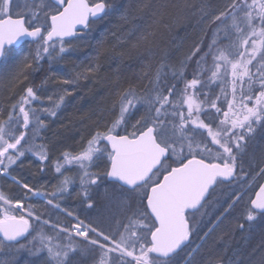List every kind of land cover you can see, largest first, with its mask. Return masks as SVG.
<instances>
[{
  "label": "trees",
  "instance_id": "obj_1",
  "mask_svg": "<svg viewBox=\"0 0 264 264\" xmlns=\"http://www.w3.org/2000/svg\"><path fill=\"white\" fill-rule=\"evenodd\" d=\"M99 1L106 5L105 14L99 20L90 21L86 29L77 33L74 38L49 45L44 44L42 40L36 43L26 42L12 49L13 60L18 58L21 62L20 67L18 64L14 66L16 68L12 70L8 80L2 81L0 77V138L2 133L18 135L28 120L31 126L24 128L25 135L22 139L24 143L17 150L24 154V158L17 166V174L6 171L5 168L9 165H0V219L5 216H21L11 208L13 202H20L24 209H27L25 194L8 183L5 180L6 175L8 177L10 175L18 183L32 190L35 193L33 197L40 196L47 203L50 202L51 210L53 204L63 209L73 205L77 211L80 208L84 209L87 201L82 198L85 192L80 190L79 194L73 187L67 186L60 188V196L56 197L54 193L58 178L63 181L65 179H62V176L67 177L71 173L64 162L67 154L84 148L86 141L93 135L134 137L140 133L144 129L140 126L136 134L132 135H129L127 129L135 117L140 115L136 110V98H131L136 92L155 90L158 99L154 102L148 117L153 123L158 122L157 120L161 122L163 118H167L166 121L169 123L170 113L163 108L161 116H158L155 107L160 105L159 99L165 98L167 101L169 97L174 98L176 93L185 87L182 80L195 78L193 75L187 77L191 68L200 72L204 70L196 77L199 82H190L194 85L193 91H197L201 85L209 84L214 77L216 79L219 76V79H222L227 75L221 93L220 81L211 89H201L199 92V99L208 105L207 111L198 117L200 130L201 125L205 130L216 129L218 122H223L222 120L227 118L230 124L237 125L235 127L238 131L224 149L227 154L235 157L232 163H228L224 158L212 159L211 152L210 156L204 157L199 151H194L196 155H190L185 159L198 158L208 163L229 164L236 168L237 179L242 169L245 170L246 177L251 179L256 170L253 164L244 165L245 158L247 156L250 158L251 154L253 163L254 159L264 156V62L250 64V67L244 63L239 66L240 63L236 59L239 54H236L234 59L236 69L231 74L224 75V72H218L219 69H214L213 66L216 56L222 54L224 50L228 34L239 31L237 29L240 25L237 20L242 15L249 22H253L254 26H259L263 33L264 49V0H259L252 8L244 7L243 0ZM89 2L94 3L93 0ZM241 8L243 12L239 16L237 12ZM39 22L47 26L45 18ZM212 39H215L214 45L210 46ZM53 45H60L63 49L58 62L53 54L48 53V49ZM205 46L210 47L211 66L207 60H205L207 64L202 62L199 65L198 62L201 61L194 63L198 54L206 52L203 49ZM10 63L7 68H10ZM206 69L208 70L205 72ZM70 72L86 78L72 85L73 89L75 85V90L72 94H65V99L60 105H50L42 116L38 107L35 108L34 115L31 111V115H28L29 112L26 110L25 120L20 118L19 121H13L16 122L15 125L9 121L10 118L20 117L17 106L19 101L28 102L30 97L28 92L25 93L27 89L48 87L55 79L57 82H54V85L59 84L60 77ZM123 100L124 104H127L126 102L130 104L128 113L119 122V127L109 130L108 120L114 113L113 108L116 109ZM181 110L187 117L189 109ZM259 117L261 120L258 122L256 118ZM171 123L173 124L172 121ZM149 124L154 125L151 122ZM200 130H192L193 135L199 136V141L204 143L205 149L210 150L208 143L212 139L203 137L199 133L202 132ZM99 147L109 158L110 152L103 140L100 141ZM211 148L210 151L214 153L215 148L212 146ZM58 149L60 151L56 154ZM14 156H17L16 153ZM94 160L95 168L94 165L91 166V173L99 170L98 186L110 185L119 190L118 193L123 194L127 200L122 216L121 233L129 232L132 237L129 238L130 241L142 244L144 250L139 252L138 245L135 244V248H132L126 243L99 249L94 244L99 243L98 235L89 236L94 243L79 241L58 229L51 231L49 227L34 225L29 243L35 246L30 249L28 245H22L23 242L16 245L6 244L4 247L10 258L15 252L20 253L15 256L17 258L26 255L35 259L44 255L50 264H56L55 258H58L54 257V252L62 250L65 252V257H60L62 264L69 261H75L73 264H264V215L255 214L249 207L250 200L246 201L244 197L236 201L226 212L229 207L227 205L232 204L237 193L231 191L235 188L231 181L230 183L218 181L202 207L196 213L186 215L190 227V243L176 255L161 259L148 251L149 236L155 225L144 206L148 190L157 182L158 175H153L143 186L128 191L108 181L107 160L100 157ZM261 180L251 189L252 195ZM12 188L18 189L19 192L15 196H6L5 192L10 194ZM220 189L225 192L219 193ZM226 192L232 195L223 202L227 205L219 207L207 223L199 222L194 227L191 218L200 214L212 196ZM102 193L100 189L98 195ZM99 198L91 195L90 202L96 205ZM41 205L43 214L46 215L47 204ZM225 212L226 215L212 228L218 217ZM250 218L257 221L251 222ZM42 220L54 223L49 216ZM137 221L146 224L144 230L138 228V231ZM140 235L144 236V239L140 238Z\"/></svg>",
  "mask_w": 264,
  "mask_h": 264
},
{
  "label": "rangeland",
  "instance_id": "obj_2",
  "mask_svg": "<svg viewBox=\"0 0 264 264\" xmlns=\"http://www.w3.org/2000/svg\"><path fill=\"white\" fill-rule=\"evenodd\" d=\"M94 3L98 2V0H93ZM101 2V1H99ZM259 2V0H243V6H247L252 8L254 5H256ZM237 9V8H236ZM54 11L53 5L50 3L49 0H35L32 3H29L27 0H0V19L4 18L5 16H23L27 15L31 18V21H41L45 16L51 14ZM243 8L238 10L237 14L240 16L242 15ZM230 20V19H228ZM30 22V20H29ZM237 22L239 23V30L238 32H231V34H228L229 36L226 37L227 41L224 45V50L222 54L220 53L218 56H216V61H213L214 69H219L218 72L226 74H231L235 68L234 66V59L237 55L238 63H240L239 66L243 65V63L248 67H250V64H258L264 62V49H263V33L258 28L259 26H254L252 23L249 22L248 19L244 18V15L238 18ZM37 25L36 23H31L30 26ZM229 26V25H227ZM226 27L224 26V29ZM214 40L212 39L210 46L214 45ZM218 44V43H216ZM262 45V46H261ZM204 51L205 53L198 54V57L194 59V63L200 65V63L207 64L205 60L208 61L209 66L212 64V57L210 55V47L205 46ZM202 49V50H203ZM63 49L60 45H53L48 49V53L53 54L54 58L58 62L60 58V54L62 53ZM12 52V53H11ZM13 51L10 50L8 53L6 52L4 56V60L0 65V77L2 81H5L6 79L10 77V73L13 69H15L17 64L18 67H20L19 59L13 60ZM184 59V58H183ZM204 61H203V60ZM52 59H50L51 62ZM185 60V59H184ZM183 60H181L182 62ZM187 61V60H186ZM11 62V63H10ZM10 63V68L8 67V64ZM185 63V62H182ZM64 64V63H63ZM186 65V64H185ZM202 65V64H201ZM13 67V68H12ZM208 69L205 70V72ZM201 72L191 68L188 71V76L193 75L195 78H188V80H182V85L184 83L183 88H181L174 98L171 99L169 97L166 101L165 98L159 99L158 102L160 103L159 106L156 108V114L159 116L163 108L170 113L171 121L168 123L166 120L167 118H163V121H159L154 123L150 120V117H148L149 111H151L152 106L154 105V102L158 99V94L155 90H150L149 92L144 90L143 92L134 93L132 97L136 98L137 104H136V110L140 114L139 116L135 117L134 121L130 123L128 126L129 135L136 134L138 126L141 128H148L153 127L156 130V135L158 138V141L166 146L170 151V167L175 166L176 164L184 162L188 156L190 155H196L197 153H194L199 151L201 155L210 156L212 159H220L224 158L228 163H232L235 160V157L227 154L225 152V146L228 144V142H231L235 138V133H237L238 129H236V124H230V121L226 118V120H222L223 122H218V127L216 129L211 130H205L204 127L201 125V130L198 126H200V123H198V117L201 113L206 112L208 109V105L203 103L201 99H199V92L202 89H211L215 84H217V81L219 82V93H221L224 90V85L227 80V75L219 79V76L215 79L212 78V80L209 82V84L201 85L196 90L193 91L191 87L188 86V84L192 81H198L196 79L197 75H201ZM185 72V71H184ZM3 73V74H2ZM2 74V75H1ZM71 76V78H69ZM86 76H78L73 75L72 72L69 74H66L63 77H60L59 84L56 83L54 85V82H57V79L50 83V85L47 87L42 88H31L27 89L25 91L29 93V99L27 101H19L17 106V113H20V117L16 118H10L9 121L13 123V125L16 124V122L13 121H19L20 118L22 120H25V116L27 115L26 110L29 112L28 115H34L35 108L38 107L41 110L40 116L43 115V113H46L47 108L50 107V105H60L64 99L65 94H72L73 90H75V83H78L82 81ZM74 85V89L72 85ZM227 85V84H226ZM151 86V84H150ZM153 89V88H152ZM182 97V98H181ZM190 98H192L190 100ZM126 100V99H125ZM123 100L118 107L114 110L113 115L108 120L109 121V130L112 128L119 127V122L123 120L124 116L128 113L129 110V103L124 104ZM191 101V102H190ZM181 108H188L189 111H187L188 116L186 117L185 112L181 110ZM204 109V110H203ZM135 110V111H136ZM31 111V114H30ZM166 114V113H165ZM45 116V115H44ZM43 116V117H44ZM161 116V115H160ZM34 117V116H33ZM55 119V118H54ZM259 122L261 118H256ZM34 122V119H32ZM113 122V124H112ZM149 122H151L154 125H150ZM256 123V121L254 120ZM107 125V122H106ZM31 126V122L28 120L26 122V126L22 127V132H20L18 135L10 136L8 133H2V137L0 138V165L6 166V171H13L14 173L17 172V166L19 162L24 158L23 152H19L18 156H14L15 151H11L10 149L7 150V142L10 143V147L14 146L16 143L18 144V150L22 146L23 138L25 135V127L29 128ZM220 126V127H219ZM237 126V125H236ZM24 129V130H23ZM200 130L202 132H199L203 137L207 136L209 139H212L209 141L208 146L210 145V150H212L211 146L214 149V153L207 148L205 149L204 143L202 141H199V136H194L192 130ZM107 135V134H106ZM105 135V136H106ZM105 136H91L89 137V140L86 141L85 147L80 148L77 152L67 154V158L65 162V165L68 166L69 170H71V173L65 177L62 176V179H65L63 181L59 180L57 181L58 188H64V187H73L77 192L80 190L78 187L83 186L86 187L85 195H83L82 200H86L87 208L85 209V214L88 217V222L80 221L77 218V209L76 207L69 206L67 209H69L71 212L69 213L68 210L63 211L59 210L57 212L58 206L53 204L52 210L50 208V202L47 203L45 199H41L40 196L33 197L35 194L32 190H30L28 187H26L23 184L18 183L13 177L9 175V177L6 175L5 180H7L8 183L13 184V186H16L18 189L22 191V194L24 195V199L26 200V205L28 211H31V213L39 212L40 214H43L42 210V204H47V210L48 216L54 217L55 220H66V219H72L73 220V226H70L69 232H71L72 237L79 241H89L93 242V240L90 239L89 235H98L99 237V243H97L99 249H107L109 245H118V244H124L130 245L132 248H135V242H131L130 239H132L131 235H129V232H123L121 233V225L123 222V213L124 209H126V202L127 200L123 196V194L118 193L119 190L113 188L112 186L108 185L99 187V178H98V172L99 170H96L94 173H91V166L95 164V158L100 157L102 159L107 160L109 163V159L105 154L101 152V149L99 147V143L101 140L104 139ZM26 137V136H25ZM216 138V140H215ZM213 143H210L214 141ZM202 143V144H201ZM59 150V149H58ZM211 152V153H210ZM257 153V152H256ZM39 155V153H38ZM36 156V154H35ZM252 155L250 154V158L248 156L245 158L244 165H254L255 174L251 177V179H248L244 173V171H240L238 179L232 183V186L234 190H231L233 192H237L236 195H234L232 204L227 205L226 203H223L228 196L230 195L229 192H226V194H215L211 197V199L207 202V205L204 207L203 210L200 211V214L196 217L194 216L191 218L193 221L194 227L197 226L199 222L207 223L212 217L213 214L217 212L219 207H222L223 205L229 206L226 212L229 210V208L236 203L241 197H244L247 200H250L252 197V191L251 189L255 186V184L261 180V178L264 176V156L260 158H256L258 161L256 162V159L253 160L252 163ZM226 163V162H225ZM251 165V166H253ZM170 167L164 168V172L169 170ZM95 168V165H94ZM5 171V172H6ZM7 173V172H6ZM17 174V173H16ZM86 178V180H84ZM234 184V185H233ZM12 186V187H13ZM92 186V188H91ZM18 189L12 188V192L10 194L6 191V196L11 197L15 196V194L18 191ZM101 189L102 194L98 195L99 190ZM103 189V191H102ZM118 193V195H117ZM222 193V192H221ZM91 195L100 197L97 201L96 205H93L92 202L89 201V198H91ZM32 200V201H31ZM63 203V202H62ZM7 205H10L7 203ZM221 205V206H220ZM22 204L20 202H13L11 203V208L22 214L24 212V209L22 208ZM21 210V211H20ZM51 211V213L49 212ZM24 214V213H23ZM9 217V216H5ZM3 217L2 219H4ZM141 217V216H140ZM0 219V220H2ZM33 221L35 224H38L39 226H46L52 229L51 231L55 230V225L49 221H43L38 218L37 215L33 214ZM190 219V218H189ZM251 222L257 221L256 219H251ZM40 221V222H38ZM54 221V220H52ZM139 222L137 226L138 228H144L146 227V224L143 221H137ZM136 222V223H137ZM57 223V222H56ZM86 223V224H85ZM57 226V225H56ZM61 226V225H60ZM73 228H75L73 230ZM139 231V229H138ZM143 233V232H142ZM151 234V233H150ZM150 237V236H149ZM130 238V239H129ZM140 238L144 239V236L140 235ZM142 242H144L141 239ZM139 241V243H141ZM96 244V243H94ZM138 245L137 250L139 252H142L143 246L142 244H136ZM134 246V247H133ZM97 247V246H96ZM150 249V247H149ZM148 249V251H149ZM133 250V249H132ZM15 251H17L15 249ZM62 250L58 253L54 252L56 264H62V259L60 257H65ZM20 255L19 252H15L13 257L10 258V255H7V252L5 250V247L3 246V243L0 241V264H50L44 255H40L36 257L35 259H22L20 261L19 257L15 256ZM53 254H51L52 257ZM91 259V258H90ZM89 259V260H90ZM92 260V259H91ZM75 263L72 261H69L67 264H73ZM66 264V263H64Z\"/></svg>",
  "mask_w": 264,
  "mask_h": 264
},
{
  "label": "water",
  "instance_id": "obj_3",
  "mask_svg": "<svg viewBox=\"0 0 264 264\" xmlns=\"http://www.w3.org/2000/svg\"><path fill=\"white\" fill-rule=\"evenodd\" d=\"M51 2L59 12L49 18V31L44 36L47 44L74 38L90 21L99 20L106 12L103 2L91 5L87 0ZM42 33L41 28L28 29L24 17L0 19V64L7 50L26 42L35 43ZM188 86L192 87V83ZM103 143L112 154L107 171L109 182L129 191L145 184L168 157L167 150L157 143L153 128L133 138L106 135ZM233 176L234 170L226 165L210 164L196 158L188 159L166 173L148 190L144 201L146 212L155 224L149 237V253L168 259L186 247L190 234L185 215L201 207L217 179L229 181ZM249 207L257 214H264V179ZM28 229L25 219L4 218L0 220V240L18 243L27 236Z\"/></svg>",
  "mask_w": 264,
  "mask_h": 264
},
{
  "label": "flooded vegetation",
  "instance_id": "obj_4",
  "mask_svg": "<svg viewBox=\"0 0 264 264\" xmlns=\"http://www.w3.org/2000/svg\"><path fill=\"white\" fill-rule=\"evenodd\" d=\"M50 1V3L53 5V3L51 2V0H49ZM67 0H65V2H66ZM88 2H89V0H87ZM90 4H92V3H90ZM53 7H54V11L51 13V14H49V15H47V16H45L44 18L47 20V26H44L42 23H40L38 20H37V22H35V21H31V18L29 17V16H27V15H23V17L25 18V25H26V27L28 28V29H34V28H41L42 29V37L38 40V41H40V40H42L43 41V43L44 44H47L45 41H44V36L47 34V32L49 31V18L51 17V16H53V15H55L56 13H58L59 12V9L57 8V7H55L54 5H53ZM10 16H12V15H10ZM29 20H30V22H29ZM31 23H36L37 25H33V26H30V24ZM57 42V41H56ZM53 43H55V42H53ZM50 44H52V43H50ZM47 45H49V44H47ZM235 70V69H234ZM192 86L194 87V85L192 84ZM193 87H191V89L193 88ZM148 128H151V127H148ZM153 128V127H152ZM147 129V128H146ZM154 129V128H153ZM145 130V128L142 130V131H144ZM141 131V132H142ZM137 134H139V133H137ZM136 134V135H137ZM154 134H155V136H156V138H157V135H156V130L154 129ZM135 135V136H136ZM134 136V137H135ZM157 140H158V138H157ZM158 143H160L159 141H158ZM160 145L162 146V147H164L166 150H167V152H168V157H167V159L166 160H164L163 162H162V164H161V166H160V168L159 169H157L151 176H150V178L149 179H151L152 177H153V175H158V180H157V182L155 183V184H157L160 180H161V178L166 174V173H168L171 169H173V168H175V167H178V166H180L182 163H179V164H176L175 166H173V167H170V151H169V149L166 147V146H164V145H162L161 143H160ZM18 144L16 143L14 146H11L10 147V143L9 142H7V150L8 149H10L11 151H15V153H16V155L18 156ZM14 153V154H15ZM111 153H110V158H111ZM186 161V160H185ZM184 161V162H185ZM109 162H110V159H109ZM225 165H227V167L228 168H231V169H233L234 170V178L233 179H231V180H229V181H222V180H220L221 182H223V183H230V181H231V183H233L235 180H236V178H237V170H236V168L235 167H233L232 165H229V164H225ZM170 167L169 168V170H167V171H163L164 170V168L166 169V167ZM149 181V180H148ZM216 185V184H215ZM234 185V184H233ZM215 187V186H214ZM214 187H213V189H214ZM78 189H80L81 191H83V192H86V187H78ZM212 189V190H213ZM80 190L78 191V193L80 192ZM211 190V191H212ZM211 191H210V193H211ZM60 192H61V190H60V188H58V187H55L54 188V193H55V195H56V197H58V196H60ZM221 192H225V190H223V189H220L219 190V193H221ZM81 193V192H80ZM79 193V194H80ZM210 193H209V195H210ZM209 197V196H208ZM89 201H90V198H89ZM85 203V202H84ZM23 209H24V207H22ZM84 209H82V208H80L79 209V211H77V218L80 220V221H83V223L84 222H88V217L86 216V214H85V212L83 213L81 210H85L86 208H87V204H84V207H83ZM58 209L60 210H63V211H66V210H68L69 211V213L71 212L69 209H63L62 207L61 208H57L56 210H57V212H58ZM81 211V212H80ZM33 214H35V215H37L38 216V218H40V220H42V219H45V218H48V213L45 215V214H40L39 212L37 213V212H35V213H31V211H28V209H24V217L22 216V218H25L27 221H28V223H29V230H28V234H27V236L22 240V242L24 243V244H22V245H28L29 247H30V249L32 248V247H34L35 245H32V244H30L29 242H30V240H31V238H32V236H31V230L33 229V226L34 225H38V224H35V222L33 221ZM51 220H54L53 222H57V223H59L60 222V225H59V227L57 228V229H59L60 231H62V232H64V233H68L69 232V228H70V226H73L72 224L74 223L73 222V220L72 219H66V220H61V221H59V220H55L54 219V217H51ZM38 222H40V221H38ZM85 223V224H86ZM39 226V225H38ZM91 235V234H90ZM89 235V236H90ZM18 244V243H17ZM6 244H3V246H5ZM12 245H16V244H12ZM97 247H98V245L97 244H95Z\"/></svg>",
  "mask_w": 264,
  "mask_h": 264
},
{
  "label": "bare ground",
  "instance_id": "obj_5",
  "mask_svg": "<svg viewBox=\"0 0 264 264\" xmlns=\"http://www.w3.org/2000/svg\"><path fill=\"white\" fill-rule=\"evenodd\" d=\"M59 151H60V150H58V151L56 152V154H57ZM81 211H82L83 213L85 212V210H81ZM81 211H80V212H81ZM85 213H86V212H85ZM225 215H226V212L223 213L221 216H219L218 219H217V221H220V219H222ZM53 224H54L55 227H56L55 229H57V228L59 227V225H60V222H59V223L54 222ZM56 225H57V226H56ZM25 258L28 259V258H30V257H28V256H26V255H25V256L22 255V256L19 257V260H18V261H20V260H22V259H25Z\"/></svg>",
  "mask_w": 264,
  "mask_h": 264
}]
</instances>
